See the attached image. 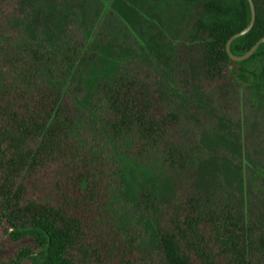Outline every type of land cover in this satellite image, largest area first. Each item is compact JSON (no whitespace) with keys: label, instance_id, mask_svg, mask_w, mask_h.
Here are the masks:
<instances>
[{"label":"trees","instance_id":"16d2710c","mask_svg":"<svg viewBox=\"0 0 264 264\" xmlns=\"http://www.w3.org/2000/svg\"><path fill=\"white\" fill-rule=\"evenodd\" d=\"M156 1L192 14L162 68L102 0H0V264H264L248 1Z\"/></svg>","mask_w":264,"mask_h":264},{"label":"rangeland","instance_id":"374dc122","mask_svg":"<svg viewBox=\"0 0 264 264\" xmlns=\"http://www.w3.org/2000/svg\"><path fill=\"white\" fill-rule=\"evenodd\" d=\"M34 1L48 3L49 0ZM102 2L103 11L93 35L103 18L112 12L133 34L146 56L160 68L166 63L164 51L176 44V35L192 20V14L177 4L156 0H102ZM67 10L68 7L65 11Z\"/></svg>","mask_w":264,"mask_h":264},{"label":"water","instance_id":"95a60500","mask_svg":"<svg viewBox=\"0 0 264 264\" xmlns=\"http://www.w3.org/2000/svg\"><path fill=\"white\" fill-rule=\"evenodd\" d=\"M248 4H249V8H250V21L249 24L240 32L234 34L233 36H231L229 38V40L226 43L225 46V50L226 53L228 55V57L230 58V60L235 61V62H240L243 60L248 59L255 51L256 49L259 47L260 44H264V37L259 39L244 55L242 56H235L232 54L231 50H230V44L233 40H235L238 37H241L245 34H247L253 27L254 21H255V8H254V4L252 0H247Z\"/></svg>","mask_w":264,"mask_h":264}]
</instances>
